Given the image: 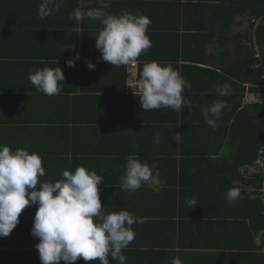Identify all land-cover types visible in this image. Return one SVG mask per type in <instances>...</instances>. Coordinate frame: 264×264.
<instances>
[{
  "label": "trees",
  "instance_id": "trees-1",
  "mask_svg": "<svg viewBox=\"0 0 264 264\" xmlns=\"http://www.w3.org/2000/svg\"><path fill=\"white\" fill-rule=\"evenodd\" d=\"M248 1L249 4L243 0H223L222 7L209 2L198 5L202 18L199 25L193 27H198L196 39L184 43L185 64H171L191 83L182 93L191 107L180 111L171 108L145 111L139 94H127L128 65L115 67L103 60V63L96 61L89 51L92 42H85L82 50L77 51L78 40L75 41L80 59L74 68L66 62L74 58L76 52L72 56L58 54L63 59L56 64L50 60L21 62L27 56L11 54L13 52L0 54V144L13 150L24 148L30 153L38 152L45 168L40 182H56L62 179L64 170L74 171L79 166L101 175L103 182L98 187L103 210L109 213L127 210L142 221L132 226L135 238L122 250L126 264H171L176 253L165 249L177 246L178 231L181 238L178 245L183 248L211 247L208 244L215 236L213 232L212 236L207 233L206 222L212 218L206 212L213 203L223 216L218 219L224 223L231 220L233 229L240 231L233 235L234 248L229 247L232 253L228 259H221L222 264H264V251L254 243V234L264 229V207L259 192L264 185V171L254 179L244 178L240 173L243 166L253 165L260 157L264 160V102L244 104L243 100L251 91L264 97V71L255 68L256 64H264V24L251 23L246 35L234 36L238 46L231 51L226 49V41L232 42L226 31L234 27L236 17L244 14L259 19L264 16V0ZM210 22L222 29L216 38L207 25ZM153 29L154 25L148 27V36L152 37ZM254 30L261 48L259 58L251 42ZM186 33V37L194 35ZM210 45L220 46L222 53L219 55L223 60L233 57L231 64L218 69L208 64L207 59L188 57L191 49L206 55ZM153 53L154 46H151L134 61L137 62L138 80L143 65L156 61L151 57ZM89 62L96 64L95 70H89ZM29 67H61L65 80L59 95L47 96L39 92L29 81ZM224 84L231 85V90L228 95L220 96L216 87ZM218 100L224 101L226 107L217 121L218 126L213 128L205 123L203 110ZM176 133L182 135L180 143L174 139ZM156 135L159 143L155 142ZM130 156L140 158L150 167L157 165L153 171H159L163 182L160 191H153L146 184L135 192L121 189L120 177L124 175V166ZM230 188L240 190L238 203L233 208L226 202ZM189 195L193 196L185 197ZM172 196L175 200L179 196L182 200L194 198V206L198 205L196 212H191L186 203L187 209L185 205L181 210L185 218L179 225L177 222L169 225L170 208L162 205L163 199ZM237 207L245 213H239L242 211ZM226 210L232 214L226 215ZM36 211V205L27 206L12 233L0 237V264H41L35 247L39 239L31 234ZM190 218V222H185ZM213 219L217 221L215 216ZM199 227L203 228L200 233ZM194 230L196 232L192 233ZM166 232L173 234V243L161 238ZM184 236L187 237L183 239ZM261 248H264V241ZM197 254L200 259V256L207 259L211 255L180 253V258L183 261L184 256ZM108 259L109 264H119L110 254ZM74 264H99V261L85 262L81 258Z\"/></svg>",
  "mask_w": 264,
  "mask_h": 264
},
{
  "label": "clouds",
  "instance_id": "clouds-1",
  "mask_svg": "<svg viewBox=\"0 0 264 264\" xmlns=\"http://www.w3.org/2000/svg\"><path fill=\"white\" fill-rule=\"evenodd\" d=\"M61 2L62 0H42L38 9L39 19L44 21L53 9L59 10ZM110 4L111 0H104L102 8H89L87 0H79L80 6L70 13L69 20L80 22L90 18L99 21L103 27L94 36L95 47L101 52L103 61L119 67L134 62L151 48V40L147 35L151 21L143 14H132L123 10L110 13L106 11ZM253 19L257 17L253 16L251 21L256 22L257 26L258 19ZM71 50L76 52L74 45ZM258 51L256 57L259 58ZM79 59L80 53L76 52L75 57L66 63L74 68ZM87 66L89 70L96 68V64L91 62ZM130 74L135 73L128 72V78ZM64 80L65 73L61 67H44L29 72L30 83L47 96L59 95ZM190 87L191 83L170 63L152 61L143 65L139 79L140 93L133 94H139L141 107L145 111L161 108L180 111L182 108L191 107L190 102L182 95ZM230 90L231 85L228 84L216 87L220 96L228 95ZM225 107L226 103L218 100L205 108V123L213 128L217 127V121ZM174 139L180 143L182 135L176 133ZM155 142H160L158 135ZM257 160L253 165L243 167H248V170L249 167H254L259 175L264 168L261 170L255 167ZM124 167V175L120 177L122 190L135 192L146 184L158 192L163 187L159 171H153L157 165L150 167L140 158L130 156ZM243 167L240 173L246 169ZM44 175L45 168L38 152L30 153L24 148L13 150L8 145L0 144V237H7L12 233L27 206L36 205L31 234L39 239L35 247L41 264H60L61 261L74 264L81 258L85 262L98 260L99 264H109V254L119 264H126V256L122 250L135 238L136 233L132 226L142 221L127 210L110 213L103 210L98 187L103 182L102 176L84 166H79L74 171L64 170L61 173L62 179L56 182H40L39 177ZM241 176L246 178L243 173ZM239 195L238 188H230L226 193L229 200H236ZM186 203L193 208L196 200L188 199ZM262 241L264 229L254 234L255 245L264 251L261 248ZM171 264H183V261L175 257Z\"/></svg>",
  "mask_w": 264,
  "mask_h": 264
},
{
  "label": "crops",
  "instance_id": "crops-1",
  "mask_svg": "<svg viewBox=\"0 0 264 264\" xmlns=\"http://www.w3.org/2000/svg\"><path fill=\"white\" fill-rule=\"evenodd\" d=\"M221 1L223 0H111L110 7L106 9V11L110 13H119L123 10L132 14H143L147 16L151 21L149 26L154 25L153 34L151 35L152 37L149 36L151 44L154 46V53L151 56L152 59L162 63L167 62L170 64L181 65L185 64L184 55L187 51L184 49V43L185 41L196 39L195 34L198 32V27L195 29H193V27L198 26L199 21L202 18L199 13L198 5L201 3L203 4L204 2H209V4H220ZM224 1L228 2L231 0ZM41 3L42 0H0V54L5 55L7 52H13L11 54H22L23 56H27V58L21 59V62H25V60H27V62L30 61V63L50 60L52 63L56 64L63 59L61 56H58V54H62L63 56H72L74 54L71 50V46L74 45L76 48L75 41L78 40L77 51L82 50V44L85 42H92L91 45H89L91 55L97 58L95 59L96 61L103 63L102 55L95 47L96 42L93 43V40H96L94 36L99 34L103 25L99 21L90 18H85L80 22L69 20L70 13L74 12V10L80 6L79 0H62L59 10L53 9L51 14L44 21H41L38 16V9ZM87 3L89 8H102L104 0H87ZM222 5L224 6L223 3ZM226 6L228 7V4H226ZM236 18H238L236 19L237 26L232 29V36L230 38L232 39V42L226 41V49H229L230 51L238 46V43H234L233 33L246 35V32L251 27L252 17L241 18L238 16ZM260 19L261 22H259V24H264V16ZM244 24L246 25V31L242 33L241 27H243ZM207 25L211 29L214 38L221 34L222 29L219 28L216 23L210 22ZM190 28L191 30H189ZM227 31H231V29H228ZM94 32H96V34L93 35ZM186 32H190L188 35L194 34L192 37L195 38L191 39V36L186 37ZM251 40L250 41L253 42L254 46L258 47L255 30ZM248 45H251L250 42H248ZM258 49L259 51H256L260 52L261 48L258 47ZM192 50L193 49L188 50V53H191L188 57L194 59H207L208 64H211L218 69L222 68L224 64H231V61L234 59L233 57H230L223 60L219 55V53H222L220 46H208L206 55H202V53H198L197 51L194 52ZM226 51L227 50H225V54ZM5 59L8 60L6 56ZM127 65V75L128 72H132L137 76V62H130ZM257 65L258 64L255 65V68ZM32 69L33 68L30 69L29 67L27 71L30 72ZM246 87H250V84H246ZM247 93L250 94V96L258 95V101L263 100V95L257 91ZM127 94H133V92H129L127 89ZM258 101L254 100V102ZM230 155L231 154H228V156ZM245 168V170L241 171V174L243 173L247 179H254L257 175V173L255 174L252 171L255 170L254 167H249V170L248 167ZM250 168L253 169L250 171ZM257 177L258 175L256 178ZM192 196L193 195H189L185 197L191 198ZM174 200L175 197L173 199V196L162 200V205L170 208L168 213L172 219L171 221H168L169 225H173L176 222L179 225L185 218L182 217L181 210L186 205L187 199L182 200L179 196L175 201ZM166 201H168V203ZM226 202L229 207L233 208L237 205L238 198L236 200H229L227 198ZM174 203L175 208H177V213L175 214L176 216L173 217V214L175 213ZM187 207L188 206L186 205L185 209H187ZM196 209H198V205L190 208V211L196 212ZM236 209H238V207ZM238 210L242 211L239 212L242 213V215L245 213L243 209ZM206 213L209 218H212L206 222L208 227L207 233H209V236H212L213 232V236H215V239L208 244L212 245L211 247H205L204 249H194L193 247L183 248L178 245L179 242L181 243L179 235L180 231H178L177 237L175 238L177 246L165 250L175 252L176 256L179 258L181 257L180 253L199 252L211 254L207 259L202 256H200L201 259L198 258V254L184 256L185 258L183 262L185 264H222L221 259H228L229 254L232 253L231 250L234 248L233 235L235 233L238 234L240 231L237 232L233 229L231 220L224 223L222 220L218 219V216H220L219 208L217 209L215 203L208 208ZM225 213L226 215H230V213L232 214V212H229L228 210H226ZM213 216L217 218V221L213 219ZM191 217L193 218L194 216ZM220 217L223 216L221 215ZM190 220L191 218L187 219L185 222H190ZM164 222L167 223L166 219ZM197 230L200 233L203 231V228L199 227ZM195 232L196 230L192 233ZM172 237V233L166 232L161 238H168V242L173 243L171 240ZM185 237L187 236H184L183 239ZM206 237L208 238V236ZM199 240L200 243L203 242L202 239ZM229 247L232 249H229ZM190 257H193L194 259H190Z\"/></svg>",
  "mask_w": 264,
  "mask_h": 264
},
{
  "label": "built area",
  "instance_id": "built-area-1",
  "mask_svg": "<svg viewBox=\"0 0 264 264\" xmlns=\"http://www.w3.org/2000/svg\"><path fill=\"white\" fill-rule=\"evenodd\" d=\"M256 67L264 71V64H258ZM127 89L129 90V92L140 93L139 80L136 79L135 75L132 74L129 75V78L127 80ZM260 154H262V151L260 152ZM259 159H261V161ZM259 159L257 160L255 167L257 169L264 168V160L261 157ZM252 171L255 174L257 173L256 170H252ZM260 196L264 206V187L260 190Z\"/></svg>",
  "mask_w": 264,
  "mask_h": 264
},
{
  "label": "rangeland",
  "instance_id": "rangeland-1",
  "mask_svg": "<svg viewBox=\"0 0 264 264\" xmlns=\"http://www.w3.org/2000/svg\"><path fill=\"white\" fill-rule=\"evenodd\" d=\"M245 3H247V4H249L250 2L248 1V0H243ZM220 6L222 7V3H220ZM239 17H241V18H245V17H248V16H244V14L243 15H240ZM252 18H253V16H252ZM236 19H238V18H236ZM252 20V19H251ZM253 20H257V19H253ZM258 22H261V19L259 18L258 19ZM235 26H237L236 24L234 25V27ZM234 27L232 28V29H234ZM245 27H246V25L244 24V26L243 27H241V31H242V33H244L245 31H246V29H245ZM232 29H231V31H227V37L230 39L231 38V36H232ZM234 35H236V34H234L233 33V37H234ZM226 40V39H225ZM256 43H257V40H256ZM256 50H259L258 49V47H256ZM258 95H251L250 96V94H248V93H246V96L243 98V100H244V104L245 103H252V102H254V100H256V101H258ZM264 102V97H263V100H259L258 102ZM233 152H234V150H233ZM230 153V152H229ZM228 153V154H229ZM260 161H261V159H259ZM245 167H243V169H244ZM262 170V169H261ZM263 171V170H262Z\"/></svg>",
  "mask_w": 264,
  "mask_h": 264
}]
</instances>
